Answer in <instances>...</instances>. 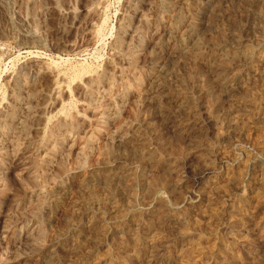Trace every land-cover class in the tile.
Here are the masks:
<instances>
[{
	"label": "rangeland",
	"instance_id": "374dc122",
	"mask_svg": "<svg viewBox=\"0 0 264 264\" xmlns=\"http://www.w3.org/2000/svg\"><path fill=\"white\" fill-rule=\"evenodd\" d=\"M161 2L0 0V264H264V0Z\"/></svg>",
	"mask_w": 264,
	"mask_h": 264
},
{
	"label": "bare ground",
	"instance_id": "6f19581e",
	"mask_svg": "<svg viewBox=\"0 0 264 264\" xmlns=\"http://www.w3.org/2000/svg\"><path fill=\"white\" fill-rule=\"evenodd\" d=\"M167 1H168V0H162L161 3H162V4H166ZM83 70H84V69H83ZM20 78H21V77H20ZM207 97H208V96H207ZM98 105H99V104H98ZM6 110H7V109H6ZM41 111H42V110H41ZM5 121H6V120H5ZM9 122H10V121H9ZM12 123H13V122H12ZM3 126H4V125H3ZM15 127H16V126H15ZM1 131H2V130H1ZM2 133H3V132H2ZM10 133H11V132H10ZM94 148H95V147H94ZM103 153H104V152H103ZM81 160H82V159H81ZM95 162H96V161H95ZM117 175H118V174H117ZM96 178H97V177H96ZM156 179H157V178H156ZM102 180H103V179H102ZM38 181H39V180H38ZM37 196H38V195H37ZM93 196H94V195H93ZM39 198H40V197H39ZM88 199H89V198H88ZM37 200H38V199H37ZM39 200H40V199H39ZM93 200H94V199H93V197L91 196V201L94 202ZM40 202H41V201H39L38 203H40ZM132 205H133V204H132ZM82 207H83V206H82ZM215 211H216V210H215ZM44 236H45V235H44Z\"/></svg>",
	"mask_w": 264,
	"mask_h": 264
}]
</instances>
